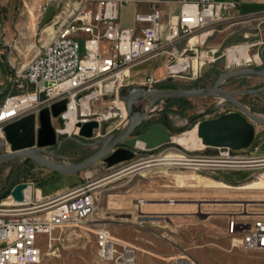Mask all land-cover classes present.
<instances>
[{"label":"rangeland","instance_id":"1","mask_svg":"<svg viewBox=\"0 0 264 264\" xmlns=\"http://www.w3.org/2000/svg\"><path fill=\"white\" fill-rule=\"evenodd\" d=\"M45 2L46 0H1L0 26L6 43L2 46L1 56L7 76L0 85V101L9 93L16 92L15 72L23 71L49 40V36L43 30L58 7L51 3L41 18L38 6ZM129 16L130 10L126 8L123 14H120V22L126 23ZM232 22L233 25L226 30L228 35L226 32L216 33L214 37H220L222 40L227 35L218 49L219 57L212 68L197 76H193L192 73L180 75L158 88L195 90L212 87L222 73L235 69L227 66V52L242 45H248V53L253 63L237 68H264V58L261 56V50L264 48V14L235 19ZM232 22L220 23L216 29L225 28ZM79 48V54L82 56L83 40H79ZM165 61L166 57L159 55L140 63L133 68V73L138 75L131 80L140 81L157 75L165 68ZM163 76L165 72L157 75L160 78ZM263 85L264 79L259 76H235L223 81L220 88L226 91H245ZM235 98L249 112L264 119V92L235 95ZM112 100H114L112 97H106L94 101L91 105L92 110L103 114L105 107ZM140 104L145 106L142 101ZM229 112L239 111L223 96L216 94L209 97L176 98L155 102L132 135H138L153 125L161 124L172 137H176L196 128L199 121L216 118ZM80 117L78 113L77 118ZM125 125V122L120 123L117 118L106 120L91 139H84L75 134L66 135L65 141L45 148L49 153L42 151L39 155L61 165L78 163L96 152L101 147L103 139L119 132ZM0 134V154L8 153L10 146L2 130ZM253 148L254 144H251L247 149L231 152L226 158L221 155L223 152L221 149L200 146L189 148L171 141L152 150L135 148L133 149L135 157L132 160L112 167H107L102 160H98L89 169L73 175L55 173L29 159L19 157L0 165V203H9L12 197L11 190L21 183L33 184L34 189L40 191L42 196L53 195L58 189L64 190L62 193L66 194L82 185H90L87 189L97 194L96 208L91 220L78 226L57 228L52 232L51 240L45 238L40 240L42 258L39 264H116L115 259L122 255L125 258L126 251L132 254L131 264H157L153 262L155 258L149 254L150 247L159 250L161 247H168L169 244H181L182 253L183 251L187 253L189 250L187 245L191 241L190 230L186 232L184 226L177 228V232L174 233V227L168 225L171 218L164 215L161 224L154 228L145 229V224H140L144 226L140 233L142 238L140 244L143 249L138 248L134 251L126 243L127 227L131 223L133 212V199L135 202L142 197L163 201L178 200L182 202L183 207L193 201L196 204L193 207L197 209L195 219L198 221V231H201L204 228L202 221L209 216L208 212L213 211L210 204L215 199L224 200L240 195L253 201L256 194L261 196L262 192L264 193V182L261 179L264 177V150L255 153ZM133 176L134 179L128 183V179ZM211 180L220 181L224 185L215 184ZM258 180L262 183H256ZM245 185H249L245 188L247 190L233 188ZM140 201L142 200L138 202ZM253 208L254 206H250V211H253ZM216 213L217 216L221 214L220 211ZM100 228L108 229L118 243L113 259H103L98 254L95 233ZM214 229L217 231L216 227ZM144 239L147 241L144 242ZM143 243L147 247L143 246ZM230 249L239 254L248 253L232 248L231 244Z\"/></svg>","mask_w":264,"mask_h":264},{"label":"built area","instance_id":"2","mask_svg":"<svg viewBox=\"0 0 264 264\" xmlns=\"http://www.w3.org/2000/svg\"><path fill=\"white\" fill-rule=\"evenodd\" d=\"M51 2L58 10L43 30L49 40L23 71L15 72L16 92L9 93L0 102V130L29 114L35 115L36 130L39 112L50 109L63 99L67 100L66 111L61 114L63 126L51 117L57 137L79 135L78 122L95 120L98 128L93 134L106 120L117 118L120 123H127L128 113L118 92L123 86L134 85L130 70L144 61L164 55L165 79L189 73L200 75L206 62L215 64L219 57L218 49L205 47L207 37L217 31L216 26L223 21L224 13L238 7V3L229 1L178 0L179 13L170 16L165 23L155 8L147 13L137 12L135 21L145 24L138 29L120 25V7L129 3H157L158 0H46L38 6L41 16ZM47 26L51 27L49 32ZM79 40H83L82 56L79 54ZM5 44L0 26V55ZM182 44L183 47L179 48L178 45ZM160 81L149 76L135 85L152 90ZM106 97L114 100L105 107L104 113L93 111L92 103ZM86 99L90 113L86 115L78 111L81 117L77 118L76 114L74 130L70 134L62 133L70 105L73 103L80 110ZM221 150V155L226 158L233 152L226 148ZM28 187L33 189L31 197L26 198L23 191L22 202H15L10 197L9 203H0V264H39L42 258L40 240H51L55 229L78 226L90 221L94 215L97 194L87 189L90 185L56 196H42L40 191L37 194L33 184L26 185ZM227 234L234 249L264 251L262 219L252 223L230 219ZM95 242L100 257L113 259L118 243L108 229H98ZM182 254L173 260L174 264H195L185 251ZM115 261L116 264L130 263L123 255Z\"/></svg>","mask_w":264,"mask_h":264},{"label":"water","instance_id":"3","mask_svg":"<svg viewBox=\"0 0 264 264\" xmlns=\"http://www.w3.org/2000/svg\"><path fill=\"white\" fill-rule=\"evenodd\" d=\"M263 50L261 56L263 57ZM213 63L206 62L201 68V74L206 73ZM232 71L222 73L214 85L205 89H161L160 85L170 82L161 81L155 88L148 90L141 85H128L119 89L118 97L124 101L128 113V121L125 127L114 135L103 139L101 147L85 158L84 160L70 165H61L54 161L47 160L40 156V152H47L45 148L53 147L58 142L67 139L65 136L57 137L54 127L51 123V117L56 118L60 126L64 124V118L61 116L66 111L67 100L63 99L54 103L50 109L44 108L38 115V128L35 130V115H26L14 122L6 124L2 131L5 140L10 146V152L0 154V165L19 157L29 159L36 164L52 172L66 175H73L83 172L92 167L98 160H102L107 167L127 162L135 157L131 149L142 148L152 150L172 141L171 134L161 124L150 127L147 131L138 135H132L135 128L144 120L148 114V109L155 103L176 98H201L209 97L214 94L223 96L230 104L235 106L239 112H229L216 118L199 121L196 126V134L203 147L230 149L239 151L247 149L253 143L256 126L264 127V119H260L249 112L234 96L238 94H259L264 92V86L245 90V91H226L220 88L223 81L235 76H259L264 79V69L255 68H237ZM151 97L152 104L145 107L140 104L144 98ZM79 136L84 139H91L93 130L98 128L95 120H89L84 123L78 122ZM124 144L128 148L118 147ZM138 144H142L140 147ZM110 152L108 155H106ZM26 184H17L10 192L15 202L24 200L23 191Z\"/></svg>","mask_w":264,"mask_h":264},{"label":"crops","instance_id":"4","mask_svg":"<svg viewBox=\"0 0 264 264\" xmlns=\"http://www.w3.org/2000/svg\"><path fill=\"white\" fill-rule=\"evenodd\" d=\"M197 1V0H191ZM214 1H229L238 3L237 9L232 10L230 13L223 14V21L220 23H231L235 19H244L247 17H252L256 15L264 14V0H214ZM52 3V2H51ZM49 3V5L51 4ZM130 10L129 20L126 23L120 22V14H123L125 9ZM152 8H155L160 11L162 20L165 23L170 16L177 15L180 11V5L178 0H158L157 3H129L120 7L118 11L119 23L123 27H137L141 29L145 24L137 23L134 19L135 14L138 13H147ZM121 11V13H120ZM55 15V14H54ZM53 15V16H54ZM43 15L41 16V18ZM52 19V18H51ZM50 19V20H51ZM218 23V26L219 24ZM231 25H227L225 28H220L211 36H208L206 39V46L214 49H219L222 45L223 40H225L228 35L226 30H229ZM226 36L222 40L216 37L217 34L225 33ZM217 33V34H216ZM230 33V32H229ZM210 42V43H209ZM209 43V44H208ZM179 48L183 47L178 45ZM165 69V68H164ZM164 69L160 71L157 75L165 72ZM6 66L0 55V85L6 79ZM131 79H133L137 73H133V68L130 70ZM157 75H151L157 79H164L157 77ZM142 79H140L141 81ZM132 81V80H131ZM140 81H132L133 84H138ZM3 99H1L2 101ZM0 101V102H1ZM255 153L264 150V127L256 126L255 137L253 140ZM134 179V176L128 179V183ZM264 182V177L261 178ZM215 184H222L220 181L211 180ZM261 184V181H256V183ZM230 187V186H228ZM241 186L233 187L238 190H247L239 189ZM259 187H256V189ZM263 188V187H260ZM64 190L58 189L54 192L53 195H44V196H56L63 194ZM129 192V189H128ZM135 194V188H133ZM42 194V193H41ZM140 195V194H138ZM139 200H142L138 202ZM138 201L135 202L133 199V212L131 217V223L128 225V237L126 243L129 247L133 248L134 251L138 248H142L140 244V233H142L144 226L140 224H145V229L154 228V226H159L164 215H168L171 218L168 223L170 227H174L173 232H177V228L185 227V231L190 230L191 241L189 242L187 248V256L193 259L195 264H264V251L262 252H248L244 254H239L236 251L230 249V239L227 234V224L228 220L234 219L237 222H247L252 223L254 220L262 219L264 220V193L262 192L261 196L256 194L255 199L252 201L247 200L239 195V197H228L224 200L215 199L210 206L213 208V211L208 212L209 216L203 220L202 230L198 231V221H196V212L197 209L193 207L195 202L191 201L190 203L182 204L178 200H158L151 198H138ZM141 205V206H140ZM250 206H254L253 211H250ZM217 208V209H214ZM141 210V211H140ZM216 210V211H215ZM135 211L137 214L135 215ZM217 211H220L219 216ZM172 225V226H171ZM217 228V231L214 229ZM200 235V237H199ZM147 241L144 239V242ZM168 245V244H167ZM181 245V244H180ZM180 245H171L168 247H161L159 250L152 249L148 250L149 254L152 255L154 263L157 264H174L173 260L177 257L182 256V247ZM143 246L147 247L143 243ZM143 249V248H142ZM146 249V248H145Z\"/></svg>","mask_w":264,"mask_h":264},{"label":"bare ground","instance_id":"5","mask_svg":"<svg viewBox=\"0 0 264 264\" xmlns=\"http://www.w3.org/2000/svg\"><path fill=\"white\" fill-rule=\"evenodd\" d=\"M50 30H51V27L47 26L46 31L49 32ZM208 58H211V56L209 55ZM253 58H255L257 60L256 57H253ZM227 61H228L227 62L228 67L240 66V65H244V64L251 62L252 59L250 58V55L248 53V45H242V46L232 48L229 52H227ZM251 63H253V62H251ZM143 102L145 103V107L147 108L152 104V98L151 97L144 98ZM117 105L120 109H122V107L120 106V104L118 102H117ZM80 109H81L80 111L82 114L87 115L90 113V106H89V103L87 102V99H86V101H84V103H82V106ZM77 113H78V108H77V106H74V104L72 103L70 105L69 109L67 110L66 114H65L66 119H68V120L66 122V125L61 130L62 133L70 134L72 132V130H74V124L77 120V118H76ZM111 115L112 114H110V116ZM107 116H108V114L103 116V117H107ZM172 142H174L178 145H184V146L189 147V148H192L195 146L203 147L201 145L200 140L197 137L196 128H193L192 130L187 131V132H185L179 136L172 137ZM138 145L140 147H142V144H138ZM44 158L47 160H50V158H48V157L44 156ZM219 185H221V184H219ZM252 185H253V183H252ZM248 187H249V185H245V186H241L239 188L245 189ZM32 193H33V189L31 187H28L24 190V195L26 198L31 197ZM38 193H39V191H37V194ZM124 256L128 261H130L129 264H131V257H132L131 252L126 251Z\"/></svg>","mask_w":264,"mask_h":264},{"label":"flooded vegetation","instance_id":"6","mask_svg":"<svg viewBox=\"0 0 264 264\" xmlns=\"http://www.w3.org/2000/svg\"><path fill=\"white\" fill-rule=\"evenodd\" d=\"M263 57H264V55H263ZM262 69H264V68H261V69H259V70H262ZM170 83V82H169ZM166 85V84H165ZM164 85V86H165ZM163 86V85H162ZM264 86V85H263ZM263 86H261V87H263ZM162 88V87H161ZM260 88V87H259ZM235 91H242V90H235ZM238 95H244V94H238ZM235 97V96H234ZM235 107V106H234ZM236 108V107H235ZM237 109V108H236ZM238 110V109H237ZM239 111V110H238ZM118 147H122V148H128L126 145H124V144H121V145H119ZM132 151H133V149H131ZM134 152V151H133Z\"/></svg>","mask_w":264,"mask_h":264},{"label":"trees","instance_id":"7","mask_svg":"<svg viewBox=\"0 0 264 264\" xmlns=\"http://www.w3.org/2000/svg\"><path fill=\"white\" fill-rule=\"evenodd\" d=\"M264 58V57H263Z\"/></svg>","mask_w":264,"mask_h":264}]
</instances>
